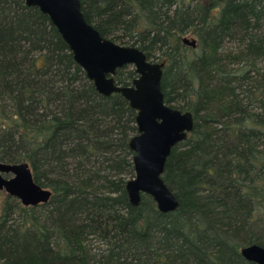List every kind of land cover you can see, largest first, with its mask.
I'll list each match as a JSON object with an SVG mask.
<instances>
[{
  "label": "trees",
  "instance_id": "1",
  "mask_svg": "<svg viewBox=\"0 0 264 264\" xmlns=\"http://www.w3.org/2000/svg\"><path fill=\"white\" fill-rule=\"evenodd\" d=\"M79 1L101 37L164 63L165 105L193 116L161 177L178 208L162 214L145 195L130 205L137 112L120 94L97 93L34 8L0 36V162H26L52 195L27 208L5 196L0 264H253L240 250L264 248V117L241 97L258 75L249 102L264 109V0H145L157 20L143 18L133 0ZM46 29L53 40L33 66L26 41ZM188 33L194 49L182 44ZM230 44L238 54H222ZM136 78L132 66L113 77L123 87Z\"/></svg>",
  "mask_w": 264,
  "mask_h": 264
},
{
  "label": "water",
  "instance_id": "2",
  "mask_svg": "<svg viewBox=\"0 0 264 264\" xmlns=\"http://www.w3.org/2000/svg\"><path fill=\"white\" fill-rule=\"evenodd\" d=\"M24 2L49 18L98 94L103 97L120 94L137 112V135L129 142L134 153V178L125 186L130 205L139 206L145 195L153 200L160 213L174 212L178 201L161 177L171 150L187 139L194 120L192 114L165 105L161 91L164 63L150 62L136 47H122L101 37L86 22L79 0ZM182 44L194 49L196 40L182 38ZM125 66H132L137 75L128 87L116 85L113 79L116 71ZM0 192L16 198L26 208L46 204L52 195L34 182L26 162H0ZM240 255L247 262L264 264V248L256 244L241 249Z\"/></svg>",
  "mask_w": 264,
  "mask_h": 264
},
{
  "label": "rangeland",
  "instance_id": "3",
  "mask_svg": "<svg viewBox=\"0 0 264 264\" xmlns=\"http://www.w3.org/2000/svg\"><path fill=\"white\" fill-rule=\"evenodd\" d=\"M134 5L136 9L139 11L140 15L143 18H152L157 20L159 18L158 12L145 0H133ZM34 11V8H29L25 5L24 0H0V36L3 35L5 32L8 30L12 29L14 26L18 25L21 21L26 19L29 15H31ZM53 32L50 31L49 29L45 32H42L38 34L35 40L29 39V41H26V51H24V55L27 57V61H30L32 65L34 66L35 64L40 66L41 65V60L40 56L43 54V50L46 47L48 43H50L53 40ZM259 39H262L261 35H258ZM183 38H188V39H194V37L191 34H186ZM227 52H232L233 54L236 53L238 54V49L233 46L232 44L228 45L223 51L222 54H227ZM37 61V62H36ZM39 61V62H38ZM155 62H158V60H153ZM239 65H232L230 64L229 69L230 70H236ZM260 68V71L262 74H264V65L263 63L261 65H258ZM258 75L253 81L250 83L246 89L243 97V103L247 108H249L250 112L254 113H261L262 117H264V109L260 106L258 102H252L250 103L249 101L251 100V93L255 90L254 88L256 87L255 81L257 80ZM264 99V92L262 95V98ZM260 100V99H259ZM5 194L3 192H0V207L1 204L3 203L5 199ZM256 212V211H255ZM261 219V225H264V210H260L258 212ZM193 226V225H192ZM194 227V228H193ZM192 227V230L196 233L195 226ZM251 230L253 231V235H257V227L252 223ZM193 232V233H194ZM231 234H228L227 236H224L227 241L231 242L234 241L230 239ZM195 241H200V239L193 235ZM237 240V239H236ZM236 242V241H235ZM98 243H95L94 245H97ZM251 245V244H250ZM250 245H246L242 247L241 249L248 247ZM202 246V243H201Z\"/></svg>",
  "mask_w": 264,
  "mask_h": 264
},
{
  "label": "flooded vegetation",
  "instance_id": "4",
  "mask_svg": "<svg viewBox=\"0 0 264 264\" xmlns=\"http://www.w3.org/2000/svg\"><path fill=\"white\" fill-rule=\"evenodd\" d=\"M7 177V176H6Z\"/></svg>",
  "mask_w": 264,
  "mask_h": 264
}]
</instances>
